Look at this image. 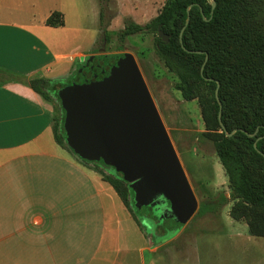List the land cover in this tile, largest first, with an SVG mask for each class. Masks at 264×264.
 <instances>
[{"label":"crops","instance_id":"obj_1","mask_svg":"<svg viewBox=\"0 0 264 264\" xmlns=\"http://www.w3.org/2000/svg\"><path fill=\"white\" fill-rule=\"evenodd\" d=\"M83 1L0 0V264H132L129 256L110 259L120 252V221L106 214L103 199L114 205L117 195L55 143L52 104L27 85L67 74L71 59L85 55L76 47L65 51L57 39L83 30L85 10L96 22L116 26V0ZM141 2L140 23L131 20L136 24L149 18L148 0ZM52 11L62 14V26L44 24Z\"/></svg>","mask_w":264,"mask_h":264},{"label":"trees","instance_id":"obj_2","mask_svg":"<svg viewBox=\"0 0 264 264\" xmlns=\"http://www.w3.org/2000/svg\"><path fill=\"white\" fill-rule=\"evenodd\" d=\"M213 2L211 7L210 0H164L147 22L125 19L115 34L122 41L137 32L152 33L155 54L175 77L173 87L183 100L197 99L200 105L206 127L200 135L211 142L229 193L228 199L219 193L198 202L193 215L215 212L229 200L228 215L244 220L250 234L264 236V0ZM44 24L62 26V14L52 11ZM157 30L168 36L167 42L156 36ZM58 82L45 77L27 81L53 106V140L70 148L78 162L97 172L128 208L129 190L121 174L101 161V167L97 166L96 161L75 151L67 139L58 96L62 84ZM216 83L223 130L213 96Z\"/></svg>","mask_w":264,"mask_h":264},{"label":"rangeland","instance_id":"obj_3","mask_svg":"<svg viewBox=\"0 0 264 264\" xmlns=\"http://www.w3.org/2000/svg\"><path fill=\"white\" fill-rule=\"evenodd\" d=\"M57 1L59 4L60 0H53L50 5H55ZM85 1L83 2L87 3ZM92 1L98 5L99 0ZM163 1L148 0V20L158 11ZM115 9L118 11L115 27L108 28L103 23L96 22L85 10L82 31L76 35L70 31L57 35V39L61 37L63 41L60 48L69 51L76 47V52L85 54L83 57L71 59L72 64L67 74L51 78L62 84L58 91L61 103L74 95L84 93L83 87L86 88L85 83L92 73L90 67L100 55L130 53L173 144L197 203L214 198L219 193H223L228 199L229 189L224 171L214 154L211 142L200 135L206 128L200 105L197 99L183 100L173 87L175 77L154 52L153 34L137 32L125 36L122 41L116 38L114 28L123 27L125 19L140 23L141 20L138 19L140 13L144 12V5L141 0H116ZM142 18L143 24L145 18ZM97 29L98 43L94 41ZM91 51L100 53L90 55ZM208 112L209 108L206 109L207 115ZM71 140L73 145H78L77 149L81 153L85 149L95 151L93 146L90 147L75 138ZM65 150L78 161L70 148ZM93 161L99 167L101 165L98 161H101L114 168L103 162L101 154ZM84 167L88 168L85 165ZM139 187L138 180L127 182L128 208L123 207L117 196H114V205L108 199H103L106 214L111 216L115 213L120 221L116 241L120 252L115 255L111 253L110 259L115 257L118 263L123 256H129L132 264H137V260L142 264H264V236L250 234L244 220H234L228 215L231 201L228 200L215 212L191 215L186 222L181 223L174 219L169 203L162 193L154 196L150 203H138L136 190ZM156 245L159 247L153 249ZM139 246L144 247L141 252L138 250ZM150 247L152 252L147 250Z\"/></svg>","mask_w":264,"mask_h":264},{"label":"water","instance_id":"obj_4","mask_svg":"<svg viewBox=\"0 0 264 264\" xmlns=\"http://www.w3.org/2000/svg\"><path fill=\"white\" fill-rule=\"evenodd\" d=\"M210 4L214 5L213 0ZM156 36L167 42L168 36L159 30ZM90 68L84 93L63 103L62 126L69 141L75 138L95 151L81 153L77 144L73 149L88 160L101 154L103 162L112 165L124 181L138 180V203H150L162 193L174 219L186 222L195 212L197 200L133 56L128 52L100 55ZM217 86L213 96L223 130Z\"/></svg>","mask_w":264,"mask_h":264}]
</instances>
